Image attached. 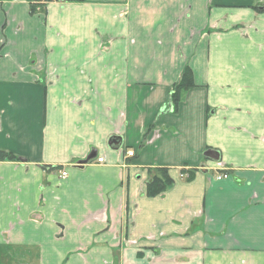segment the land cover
<instances>
[{
	"label": "crops",
	"instance_id": "crops-1",
	"mask_svg": "<svg viewBox=\"0 0 264 264\" xmlns=\"http://www.w3.org/2000/svg\"><path fill=\"white\" fill-rule=\"evenodd\" d=\"M34 1L0 0V264H264V0Z\"/></svg>",
	"mask_w": 264,
	"mask_h": 264
},
{
	"label": "trees",
	"instance_id": "trees-1",
	"mask_svg": "<svg viewBox=\"0 0 264 264\" xmlns=\"http://www.w3.org/2000/svg\"><path fill=\"white\" fill-rule=\"evenodd\" d=\"M53 1L55 0H35L34 2L31 3L32 13L44 11L46 6ZM194 86H195V82H194L193 71L190 67H187L180 81L177 84H175L172 92V103L176 110L181 101L183 92ZM13 158L14 156L12 155H7L6 153H0V160L13 159ZM54 168H62V167L56 166ZM193 172L194 171H191L190 177H192ZM173 184H174V179L170 176L169 171L166 169H158L157 172L153 173L148 183L147 194L152 197L157 196L165 192Z\"/></svg>",
	"mask_w": 264,
	"mask_h": 264
},
{
	"label": "water",
	"instance_id": "water-1",
	"mask_svg": "<svg viewBox=\"0 0 264 264\" xmlns=\"http://www.w3.org/2000/svg\"><path fill=\"white\" fill-rule=\"evenodd\" d=\"M122 137L120 136H113L109 140V146L112 149H119L122 145ZM97 156V150H94L92 153L89 154L88 158L84 160V163H87L94 159ZM204 156L206 158H209L211 160H220V153L214 149H208L205 153Z\"/></svg>",
	"mask_w": 264,
	"mask_h": 264
},
{
	"label": "built area",
	"instance_id": "built-area-1",
	"mask_svg": "<svg viewBox=\"0 0 264 264\" xmlns=\"http://www.w3.org/2000/svg\"><path fill=\"white\" fill-rule=\"evenodd\" d=\"M129 155H130V156H133V155H134V152H133V151H130V152H129ZM97 161H98V163H103V162H105V158H104V157H99V158L97 159ZM61 174H62V177L65 178V177L68 176V171H67V170H63ZM229 176H230V173H228V172L219 173V175L217 176V179L228 178ZM181 177H182V178H188V177H190V172H189V170L184 169V170L181 172Z\"/></svg>",
	"mask_w": 264,
	"mask_h": 264
},
{
	"label": "rangeland",
	"instance_id": "rangeland-1",
	"mask_svg": "<svg viewBox=\"0 0 264 264\" xmlns=\"http://www.w3.org/2000/svg\"><path fill=\"white\" fill-rule=\"evenodd\" d=\"M55 1H58V0H55ZM55 1H53V2H55ZM63 170H65V169H63ZM3 252V251H2ZM11 256L10 255H7V254H5V252L4 253H1L0 254V262H2V263H7V262H9L10 261V258ZM14 260L17 262V263H19L20 261L22 262V254L21 253H19V254H15L14 255Z\"/></svg>",
	"mask_w": 264,
	"mask_h": 264
}]
</instances>
